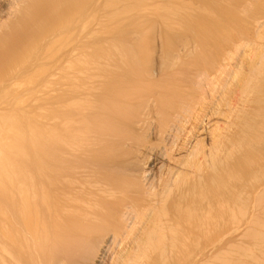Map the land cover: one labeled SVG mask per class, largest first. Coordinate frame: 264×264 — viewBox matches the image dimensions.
<instances>
[{"label": "bare ground", "instance_id": "bare-ground-1", "mask_svg": "<svg viewBox=\"0 0 264 264\" xmlns=\"http://www.w3.org/2000/svg\"><path fill=\"white\" fill-rule=\"evenodd\" d=\"M141 2L0 0V264H264V115L244 116L264 16L206 47L216 76L177 52L160 61L174 77L149 54L131 77L109 34ZM154 28L131 32L133 64Z\"/></svg>", "mask_w": 264, "mask_h": 264}, {"label": "rangeland", "instance_id": "rangeland-1", "mask_svg": "<svg viewBox=\"0 0 264 264\" xmlns=\"http://www.w3.org/2000/svg\"><path fill=\"white\" fill-rule=\"evenodd\" d=\"M149 2H150V0L149 1L142 0V2L140 3L141 5L139 7V12L137 13L139 15V19H138V15L135 13V11L130 12L126 15L125 19L127 22L124 21V28L121 30L122 33H121V31L112 30L110 32V34H112V35L109 34L110 38H112V39L113 38L116 40L120 39L119 41H121V43H120V45H118L120 48L123 47L124 49L126 48V50H127L129 45L133 46L132 48H131V46L129 47V49L127 51L129 54L123 48H121L124 50L122 52H121V49L118 48L116 52L119 53L120 56L116 52H115L116 53L115 55H114V53H110L109 56H111L113 54L116 57L118 55L119 57L117 56V58L120 59V61H122L121 58H123V53L125 52L124 53L125 59L128 60L130 57V60H129L130 62L129 61L128 62L132 65V66L131 65L129 66L128 63L127 64L125 63L126 60L124 61V59H123L124 62L122 61L121 64L122 63L125 64L124 65L125 69H127V67H133V68L136 67L137 68V66H138L136 64L137 62H138V64L141 65V67H140V65L138 66L137 71L134 68L135 69L134 74L131 73L133 71L132 68H128L129 70H131V72H129V70L128 71L126 70L127 72L123 71V73H125L126 76L133 74L131 77H148V75L145 76L144 74L141 73V69H142V65L147 66L146 60H147V57L149 54L152 57L151 58V69L149 71V73L151 72L152 77H174L170 74L169 75L166 74V73H168L167 71H170V70L166 69V66L164 68V65H163V67H161L160 61L162 59L163 61L161 63L166 65L165 62H167V59H165V57H166L165 54L168 55V57H171V56H173L172 53L178 55L177 52L179 53V55H178L179 57L178 56L177 57L180 59V62H179V59L176 60V65H175L176 68H186V67H189L191 65H202L203 69L206 72H208V75L213 76L215 74V76H216L217 73L220 74L222 66L211 65L209 67H206V64L212 63V62H209V58L206 56V52L209 51V50L208 51L206 50V47H209L210 49H214L215 47L221 46L222 43L225 44L224 40L227 43H231L234 46V43H232V42L236 43L238 41H241L242 36L245 34L243 32V30L246 31L245 28L249 27L250 22H252V20L255 18H258L260 16H264V0H186V1L185 0H183V1L182 0H179V1H176V0H152L150 3ZM251 5L254 7V9H252L253 7ZM242 6H243V9H242ZM161 7H162V9H161ZM247 7H249V8H247ZM170 8L172 9V11ZM255 9H256V11H255ZM179 10H181L183 12H181ZM251 10H253L254 12ZM140 11L141 12L146 11V12L141 13ZM147 11H149V12H147ZM175 11L177 12V14ZM239 11L241 12V14L238 13ZM248 12L250 13L251 16L247 14ZM251 13H253V14H251ZM129 14L133 15V16H135V14H136V19L134 17L132 18V16L130 18ZM148 14H149V16H148ZM246 15H248V17ZM127 17H128V19H127ZM140 18L141 19L143 18V19L140 21ZM137 20H138V22H137ZM143 21H144L145 26L148 25L149 23H155V28H154L155 30L153 33L150 34L149 37L147 36L148 39L146 37V38H144V40H142V44L145 46V51H144L143 60H142L143 62L140 63L139 59H135V57L133 56V59L135 62L134 64L136 65V66H134L133 62H131L132 55H130V54L134 53L136 51L135 48L137 47L136 44L138 42L136 44H135V42L137 40L139 41L140 38L137 40H134V38L136 36L134 37L133 34H135V35L138 34L137 36H139L138 30H141L145 27V26L142 27L144 25V24H142ZM145 21H146V23H145ZM147 21H149V22L147 23ZM139 22H142L141 23L142 25L139 24ZM137 23L139 26L141 25L142 28L139 27L140 29H137L136 28V27H138V26H136ZM128 24H129V26H128ZM113 31H114V34H113ZM126 31H127V33H126ZM129 32H130V34H131V32H133V34L130 35ZM119 33H121V34L119 35ZM125 35H126V37H125ZM128 36H129V39L131 38L130 40L132 42H130V40L127 38ZM247 36L250 37V34L248 33ZM122 38L126 39V41H124ZM190 38L193 41L191 40L189 42L188 40ZM133 41H135V42H133ZM185 42L189 43V44H186ZM191 42H193V43H191ZM115 43H113V44H115ZM134 44H135V46H134ZM139 44L141 45V43H139ZM181 46H182V49H181ZM190 46H192V47L190 48ZM193 46H194V48H193ZM111 47L112 46L106 47L107 51L114 52L115 47H113L114 50ZM231 47L229 45H226L225 49H230ZM179 48L181 50H184V52L181 51ZM109 49H111V50H109ZM132 49L134 52L132 51ZM129 50H130V52H129ZM191 50H194V51L192 52ZM185 51H186V53H185ZM189 52H191V53H189ZM114 56H112V59H114V60H112L113 62H111V60L109 59V61L111 63H109V61L107 59L106 60L101 59L102 62L105 61L104 63H106L108 61L107 62V63H109L108 66L106 64H105V66H107L109 70L112 68V67L110 68V65L112 63L113 64L115 63L114 65L112 64L113 68L110 71H108L107 67L104 68V66H103L104 71H105V69L108 71V72L105 71L104 72L105 74L102 72L101 75L103 77H115V76L119 77L120 76V75H118V73L123 69V64L121 67L122 69H120L121 65L119 66L120 63L119 64L116 63L117 59L114 58ZM205 56H206V59H205ZM136 57H137V55H136ZM102 62L100 61V64H104ZM118 62H119V60H118ZM182 62L184 64H181ZM116 64H118V65H116ZM126 65H128V66H126ZM115 66L119 67V71L117 69L115 70V68H116ZM138 69H140V71ZM159 70H161V71L159 72ZM113 72H115V74ZM137 72H140L138 74H141V75H137ZM127 73H129V75H127ZM119 74H121V73H119ZM122 76L123 75H121V77ZM150 77H151V75H150ZM252 77H259V79H262V80H260L261 82L264 80V65L263 64L261 66H257L255 68V72L253 73ZM261 82L258 83L257 85L258 86L261 85V87H263L264 83H261ZM258 88H260V87H258ZM260 91H264V89L261 88ZM259 95L260 96H258V97H257V95L251 96L250 100H252V101L248 103V105L245 109L247 111V114L244 115V116H246V118L251 117L253 119V118L257 117L256 119H258L261 115H264V111H263V109H261L262 107H264V92H261V93L259 92ZM260 97H262L263 99ZM259 109H261L262 112H260ZM244 113L245 112H243V114ZM259 147L260 146H258V148ZM256 148L257 147L255 146V150H256ZM258 148H257V152L254 154L261 157L262 162H263L262 165L264 166V147H263V152H261L262 148H259V149ZM260 153H261V155H260ZM236 160L237 159L235 158V161ZM241 241L251 242V239H241ZM252 243H253V241H252ZM263 257H264V255H263ZM178 263H179L178 259L175 258L174 264H178Z\"/></svg>", "mask_w": 264, "mask_h": 264}]
</instances>
